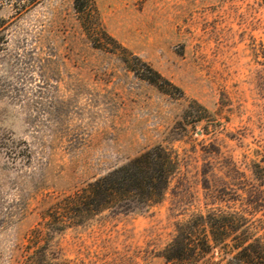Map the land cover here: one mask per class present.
Instances as JSON below:
<instances>
[{
    "label": "rangeland",
    "instance_id": "374dc122",
    "mask_svg": "<svg viewBox=\"0 0 264 264\" xmlns=\"http://www.w3.org/2000/svg\"><path fill=\"white\" fill-rule=\"evenodd\" d=\"M153 147L158 203L72 223ZM236 243L264 257V0H0V264H238Z\"/></svg>",
    "mask_w": 264,
    "mask_h": 264
},
{
    "label": "trees",
    "instance_id": "16d2710c",
    "mask_svg": "<svg viewBox=\"0 0 264 264\" xmlns=\"http://www.w3.org/2000/svg\"><path fill=\"white\" fill-rule=\"evenodd\" d=\"M81 10V9H78ZM155 83V79L148 77ZM175 170V162L160 147L148 149L116 167L106 174L86 184L72 196V223L82 221L96 212L112 207L129 208V206H150L158 203L163 195L169 176ZM212 247H217L220 231H209ZM204 242L200 250L205 252ZM240 248L238 264H264V257L250 243L233 245ZM169 258L183 259L186 256L183 248L175 249ZM252 253H248V251Z\"/></svg>",
    "mask_w": 264,
    "mask_h": 264
}]
</instances>
